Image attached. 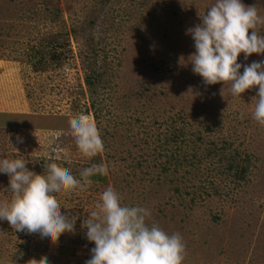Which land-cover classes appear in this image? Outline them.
Listing matches in <instances>:
<instances>
[{"label":"rangeland","instance_id":"1","mask_svg":"<svg viewBox=\"0 0 264 264\" xmlns=\"http://www.w3.org/2000/svg\"><path fill=\"white\" fill-rule=\"evenodd\" d=\"M214 2L0 0V158L24 159L37 174L55 162L78 179L108 167L85 190L58 197L61 211L80 219L57 245L0 221V264H85L95 245L81 225L109 186L124 205L148 208L149 224L182 235L183 264H264L258 89L233 97L226 85L222 96L223 83L207 86L179 63L195 51L187 30ZM243 2L264 16V0ZM260 60L242 53L238 62ZM79 115L101 134L95 157L71 135ZM8 185L0 174V202L11 199Z\"/></svg>","mask_w":264,"mask_h":264},{"label":"clouds","instance_id":"2","mask_svg":"<svg viewBox=\"0 0 264 264\" xmlns=\"http://www.w3.org/2000/svg\"><path fill=\"white\" fill-rule=\"evenodd\" d=\"M200 23L186 32L195 51L180 58L182 66H191L207 86L223 83L233 97L257 88L252 118L264 126V60L239 63L241 54L248 60L253 54L264 56V16L257 6L243 0H215ZM241 69L243 71L241 72ZM244 114H241L243 119ZM71 135L79 151L95 157L104 150L97 125L79 115L69 120ZM24 139L17 136V143ZM24 159L0 158V174L9 177L11 199L0 202V221H7L16 232L34 234L46 244L57 245L65 233L76 234L80 214L61 211L58 197L72 190H85L95 175H107L108 167L99 164L85 168L78 179L55 162L47 163L43 174L27 167ZM68 209V208H64ZM151 212L143 206H126L112 186L107 187L87 213L81 225L85 238L95 246L85 264H183L186 246L179 232L169 234L159 225L149 224ZM28 264H51L47 258H33Z\"/></svg>","mask_w":264,"mask_h":264},{"label":"trees","instance_id":"3","mask_svg":"<svg viewBox=\"0 0 264 264\" xmlns=\"http://www.w3.org/2000/svg\"><path fill=\"white\" fill-rule=\"evenodd\" d=\"M88 84H91V81L88 79Z\"/></svg>","mask_w":264,"mask_h":264}]
</instances>
